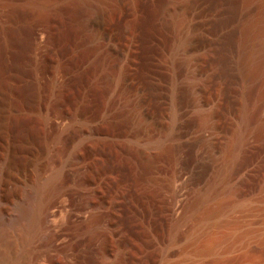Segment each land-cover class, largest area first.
I'll list each match as a JSON object with an SVG mask.
<instances>
[{
	"label": "rangeland",
	"instance_id": "1",
	"mask_svg": "<svg viewBox=\"0 0 264 264\" xmlns=\"http://www.w3.org/2000/svg\"><path fill=\"white\" fill-rule=\"evenodd\" d=\"M84 1L0 0V264H264V0Z\"/></svg>",
	"mask_w": 264,
	"mask_h": 264
},
{
	"label": "bare ground",
	"instance_id": "2",
	"mask_svg": "<svg viewBox=\"0 0 264 264\" xmlns=\"http://www.w3.org/2000/svg\"><path fill=\"white\" fill-rule=\"evenodd\" d=\"M179 4H177L174 1L169 0L168 2H166L165 6L162 10V23L164 26L169 27L171 26L174 30V32L176 33V37L174 36V40L172 43V47H173V51L175 49H177V51H181V52H185L186 48H187V40H186V35L188 33V22L185 20L183 13L181 12L179 6ZM78 6V4H77ZM80 7H78V12L77 14L79 15V17L81 18V27H82V31L83 32V36L84 39L91 43H97L99 40V35L97 34L96 29L93 26V19H94V15H95V11H96V4L92 1V0H85L82 4L79 5ZM181 6V5H180ZM184 6V5H183ZM98 7V6H97ZM99 9V8H98ZM187 12V11H186ZM97 13V12H96ZM187 14V13H186ZM76 15V14H75ZM78 15L76 17H78ZM96 17V16H95ZM95 22V21H94ZM79 24V23H78ZM173 35V34H172ZM236 36V35H235ZM102 43V42H101ZM95 45V44H94ZM97 45V44H96ZM102 45V44H101ZM100 45V46H101ZM93 46V45H92ZM100 49L101 47H103V45L100 47L99 45H97ZM170 46V45H169ZM95 48H97L95 46ZM108 48V47H107ZM109 49V48H108ZM189 50V47H188ZM96 51V49H95ZM94 51V52H95ZM105 51V50H104ZM93 52V51H92ZM106 52V51H105ZM104 52V53H105ZM103 53V54H104ZM99 56L102 58L103 55ZM99 57V58H100ZM114 60V59H113ZM95 62V61H93ZM97 63V61H96ZM100 63V62H99ZM96 65V64H95ZM94 65V66H95ZM101 65H103L104 69L110 70L111 74H112V78H113V83H114V90L116 93H118V98L117 95H115L116 97H114L117 101H125V97L123 96V92L121 91V84L120 81L122 80V69L119 68L118 66L116 67L114 63H112L111 61H101ZM117 65V64H116ZM100 66V65H99ZM97 65V67H99ZM96 67V68H97ZM225 68V67H224ZM227 69V68H226ZM97 72V71H96ZM110 74V75H111ZM102 77V74L100 76V78ZM105 77V76H103ZM104 79V78H103ZM111 84V83H110ZM108 96V95H107ZM132 97V96H131ZM127 102V101H126ZM122 103V102H121ZM132 103V102H131ZM133 104V103H132ZM121 105V104H120ZM127 105V104H126ZM130 105V104H129ZM115 109V108H114ZM136 118L138 121L142 120V115L140 113H138L136 115ZM177 121V120H176ZM153 124V123H152ZM154 128V127H153ZM138 131V130H137ZM158 133V132H157ZM165 133V132H164ZM143 136V135H142ZM161 137V135H160ZM163 137V136H162ZM151 138V137H150ZM147 139V138H146ZM160 138H158L159 141ZM161 141V140H160ZM150 144V143H149ZM140 148V147H139ZM179 149V148H178ZM140 151V150H139ZM167 151V150H166ZM148 158V157H147ZM148 160V159H147ZM46 181V182H45ZM49 181V180H48ZM49 182H47V179L40 183L38 188H36V190H34V193H31L30 196L27 198V200L25 201L24 206L20 209L19 211V215L25 217L29 222H31V224H34L37 221V218L39 217L41 210H42V206H43V196L44 193L48 187ZM24 202V201H23ZM7 227V226H5Z\"/></svg>",
	"mask_w": 264,
	"mask_h": 264
}]
</instances>
